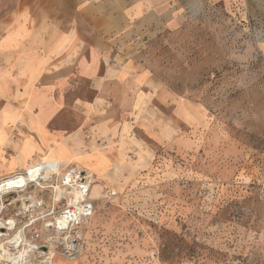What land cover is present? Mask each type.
I'll list each match as a JSON object with an SVG mask.
<instances>
[{
  "label": "rangeland",
  "instance_id": "374dc122",
  "mask_svg": "<svg viewBox=\"0 0 264 264\" xmlns=\"http://www.w3.org/2000/svg\"><path fill=\"white\" fill-rule=\"evenodd\" d=\"M213 3L139 54L176 151L146 136L148 168L90 174L80 254L54 264H264V0Z\"/></svg>",
  "mask_w": 264,
  "mask_h": 264
},
{
  "label": "crops",
  "instance_id": "0c3cea01",
  "mask_svg": "<svg viewBox=\"0 0 264 264\" xmlns=\"http://www.w3.org/2000/svg\"><path fill=\"white\" fill-rule=\"evenodd\" d=\"M215 1L0 0V177L52 160L104 179L125 155L145 169L146 136L176 151L139 54Z\"/></svg>",
  "mask_w": 264,
  "mask_h": 264
},
{
  "label": "built area",
  "instance_id": "2783aa9c",
  "mask_svg": "<svg viewBox=\"0 0 264 264\" xmlns=\"http://www.w3.org/2000/svg\"><path fill=\"white\" fill-rule=\"evenodd\" d=\"M90 176L44 160L0 177V264L74 263L95 210Z\"/></svg>",
  "mask_w": 264,
  "mask_h": 264
}]
</instances>
